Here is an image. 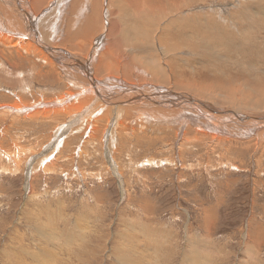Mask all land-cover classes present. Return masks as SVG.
<instances>
[{"label": "rangeland", "instance_id": "374dc122", "mask_svg": "<svg viewBox=\"0 0 264 264\" xmlns=\"http://www.w3.org/2000/svg\"><path fill=\"white\" fill-rule=\"evenodd\" d=\"M128 1L159 4L160 24L183 12L185 26L162 25L168 39L202 37L197 17L205 4ZM210 1L227 4L219 13L229 26L253 19L261 27L258 50L237 56L222 45L228 60L207 66L231 75L225 81L237 91L228 104L248 108L259 100L254 77L264 76V0ZM65 69L26 63L0 41V104L26 101L30 111H0V264H42L47 257L46 264H264V146L238 143L229 153L228 143L205 139L182 156L183 137L155 141L160 135L149 129L159 128L161 116L150 112L133 129L149 130L153 140L133 134L129 143L116 141L115 153L106 139L88 142L80 132L91 116L74 110L71 97L87 81Z\"/></svg>", "mask_w": 264, "mask_h": 264}, {"label": "bare ground", "instance_id": "6f19581e", "mask_svg": "<svg viewBox=\"0 0 264 264\" xmlns=\"http://www.w3.org/2000/svg\"><path fill=\"white\" fill-rule=\"evenodd\" d=\"M191 1L206 6L197 17L203 30L196 41L168 39L164 34L162 25L179 21L185 26L183 12L160 24L163 9L159 4L154 9L152 3L133 6L128 0H0V41L26 63L41 68L49 61L51 68L60 72L65 66L70 74L76 72L87 81L79 86L71 80L80 90L70 97L74 110L85 109L83 117L91 116L80 131L88 142L106 139L113 150L116 141L129 143L133 134L139 142L152 141L146 136L150 130L160 135L155 141L183 137L184 147L177 148L182 156L186 146L205 139L228 143L224 151L229 153L238 143L263 147L264 76L254 77L253 93L259 100L247 108L227 102L237 91L225 81L231 75L207 67L216 68L215 64L228 60L227 54L219 52L222 45L225 53L235 50L237 56L258 50L260 42L255 37L261 27L253 19L231 27L219 13L227 4L217 3V7L210 0ZM259 9L264 25V4ZM16 28L20 31L13 32ZM10 109L20 117L30 113L26 101ZM50 111H43L42 117ZM150 112L161 116L159 128L144 134L134 130L133 121ZM46 239L50 241L49 236Z\"/></svg>", "mask_w": 264, "mask_h": 264}, {"label": "crops", "instance_id": "0c3cea01", "mask_svg": "<svg viewBox=\"0 0 264 264\" xmlns=\"http://www.w3.org/2000/svg\"><path fill=\"white\" fill-rule=\"evenodd\" d=\"M3 95H0V97H2ZM6 96V97H5ZM5 99H8L9 97H7L6 94H4ZM2 105V107H0V111H5L7 112V114H12V115H17L18 113H16V110L11 111L10 107L14 106V105H18L16 102H12V101H8L4 104H0Z\"/></svg>", "mask_w": 264, "mask_h": 264}]
</instances>
